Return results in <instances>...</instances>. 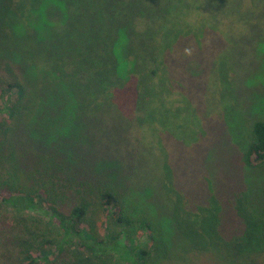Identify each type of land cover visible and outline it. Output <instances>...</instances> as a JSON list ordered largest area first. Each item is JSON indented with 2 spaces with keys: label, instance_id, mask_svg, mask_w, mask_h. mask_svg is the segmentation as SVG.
<instances>
[{
  "label": "trees",
  "instance_id": "obj_1",
  "mask_svg": "<svg viewBox=\"0 0 264 264\" xmlns=\"http://www.w3.org/2000/svg\"><path fill=\"white\" fill-rule=\"evenodd\" d=\"M202 6L0 0V264H164L174 234L185 244L175 263L208 248L241 262L264 255V121L239 153L238 189L218 197L203 176L210 195L193 209L172 189L168 131L155 126L172 89L190 92L176 44L191 40ZM219 15L215 28L233 16ZM55 115L66 127L53 135L44 121ZM138 126L149 145L131 133ZM99 142L123 150L109 153L140 179L147 170L156 191L105 168Z\"/></svg>",
  "mask_w": 264,
  "mask_h": 264
},
{
  "label": "rangeland",
  "instance_id": "obj_2",
  "mask_svg": "<svg viewBox=\"0 0 264 264\" xmlns=\"http://www.w3.org/2000/svg\"><path fill=\"white\" fill-rule=\"evenodd\" d=\"M203 5L202 15L192 24L191 29L195 31L191 40L176 44L182 69L190 77V86L185 87L190 88V92L181 86L186 94L172 89L168 103L163 108L158 107L160 115L155 123L157 128L164 127L168 131L166 150L173 171L172 189L183 197V206L188 209L203 203L212 191L211 186L218 197L238 189L233 179L243 176L239 153L249 140L252 123L264 121V0H231L227 8L213 0H203ZM229 12L233 14L229 22L224 19V25L215 28V16L224 17ZM214 29L219 32V38ZM166 110L167 119L161 117ZM61 112L66 116V125L76 115L74 109ZM44 124L53 135L66 127L58 115L45 120ZM143 127L138 126L131 133L138 138L139 145L143 141L149 145L151 139ZM99 147L97 153L104 156L105 168L116 165L126 182L132 179L146 193L156 191L153 187L157 186L149 180L147 170L140 179L138 170L128 169L127 163L122 160L119 163L120 156L109 153L112 150L114 154L116 151L124 153L123 150H116L114 146L102 148L100 142ZM226 160L227 169L220 166ZM149 161L152 163V159ZM203 176L211 189L208 193ZM245 176L250 182L253 173L245 171ZM171 200L169 198L168 206L174 201ZM168 234L172 238L173 234ZM184 246L174 234L170 246L172 259L164 264H180L175 263L176 257ZM211 249L191 253L184 264H263L264 255L254 261L241 262L229 259L222 250L217 253Z\"/></svg>",
  "mask_w": 264,
  "mask_h": 264
}]
</instances>
